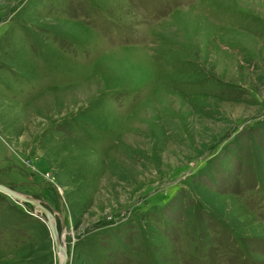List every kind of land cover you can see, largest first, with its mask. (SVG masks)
<instances>
[{
	"label": "rangeland",
	"instance_id": "obj_1",
	"mask_svg": "<svg viewBox=\"0 0 264 264\" xmlns=\"http://www.w3.org/2000/svg\"><path fill=\"white\" fill-rule=\"evenodd\" d=\"M0 183L68 264H264V0H0ZM0 264H61L3 191Z\"/></svg>",
	"mask_w": 264,
	"mask_h": 264
},
{
	"label": "water",
	"instance_id": "obj_2",
	"mask_svg": "<svg viewBox=\"0 0 264 264\" xmlns=\"http://www.w3.org/2000/svg\"><path fill=\"white\" fill-rule=\"evenodd\" d=\"M0 191H3L16 199L30 203L35 206L39 211H42L43 218H46L49 228L51 229L54 245L59 254H62L61 264H68V252L58 230L57 223L53 217L52 211L40 201L21 195L2 183H0Z\"/></svg>",
	"mask_w": 264,
	"mask_h": 264
},
{
	"label": "bare ground",
	"instance_id": "obj_3",
	"mask_svg": "<svg viewBox=\"0 0 264 264\" xmlns=\"http://www.w3.org/2000/svg\"><path fill=\"white\" fill-rule=\"evenodd\" d=\"M61 256H62V254H61Z\"/></svg>",
	"mask_w": 264,
	"mask_h": 264
}]
</instances>
